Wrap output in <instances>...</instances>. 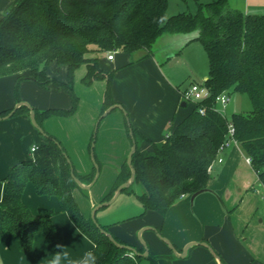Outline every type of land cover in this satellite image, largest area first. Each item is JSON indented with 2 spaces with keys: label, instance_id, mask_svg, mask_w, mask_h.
Segmentation results:
<instances>
[{
  "label": "trees",
  "instance_id": "trees-1",
  "mask_svg": "<svg viewBox=\"0 0 264 264\" xmlns=\"http://www.w3.org/2000/svg\"><path fill=\"white\" fill-rule=\"evenodd\" d=\"M168 7L169 0H15L0 20V78L16 77L14 94L18 103L22 101L20 85L24 80H33L44 88L55 84L71 95L70 108H34L36 120L43 129L46 118L68 117L76 112L79 97L74 91V75L83 64L87 65L83 78L86 85L107 80L102 119L106 110L116 104L112 94L116 70L103 69L100 54L144 51L143 57H150L162 34H195L194 40L202 44L208 56L209 76L204 82L211 89V97L196 104L185 101L192 106V111L171 127L163 141L153 142L151 151L141 150L139 142L146 138L127 121L137 145L132 158L134 183H141L145 189L138 195L143 215L157 211L165 216L181 197L207 187L211 177L209 167L217 159L227 133L228 119L214 109L216 96L225 92L246 94L250 99L252 109L234 112L230 120L240 147L251 157L252 167L264 185V13L233 8L229 0L198 2L195 14L180 12L170 17H167ZM52 62L67 66V81L48 75ZM203 105L204 114L199 111ZM13 109L0 112V117ZM23 112L30 113L28 106L22 105L12 116ZM45 132L48 142L39 146L33 158L14 164L3 180L0 240L10 231L18 238L21 251L28 253L35 236L42 233L55 253L63 247V229L54 221L56 210L34 213L23 201L24 191L31 183L37 194L55 196L60 209L95 243L89 252L95 255V264H138L142 256H131L129 250L117 246L92 218H86L80 211L74 191L81 187L72 171L85 183L94 179L96 167L90 174L81 175L72 160L68 162L66 155L70 156L61 141ZM95 139L96 132L93 143ZM92 151L99 164L95 148ZM130 176L131 169L124 164L118 182L103 201H108ZM101 227L108 230L107 226ZM114 238L120 244L129 245ZM137 250L142 253L145 248ZM88 254L79 264L89 259Z\"/></svg>",
  "mask_w": 264,
  "mask_h": 264
},
{
  "label": "crops",
  "instance_id": "crops-1",
  "mask_svg": "<svg viewBox=\"0 0 264 264\" xmlns=\"http://www.w3.org/2000/svg\"><path fill=\"white\" fill-rule=\"evenodd\" d=\"M14 2L15 0H0V20L9 12ZM160 38H166L167 44L158 46L157 41ZM194 38L195 34H162L157 39L150 57H143L144 51L129 54L118 50L112 60L107 58L108 53L100 54V66L108 71L116 70L112 84L113 99L116 101L114 108L100 119L107 80H95L89 87L84 86L80 91L78 90L79 105L73 115L53 116L43 121L45 131L61 141L81 175L90 174L95 166L89 158V154L93 155L91 143L93 144L95 127L97 132L94 148L98 162L105 167L115 166L118 171L114 188L121 167L127 164L133 145L127 121L146 138L139 142L141 150L151 151L153 142L163 141L165 135L170 133L171 127L192 111V106L187 110L185 107L188 104L182 105L185 102L182 99L184 90L182 84L188 78L193 79L191 83L199 82L197 75L188 65L181 75H174L175 73L172 74L170 70H165V65L169 64V59L178 55L184 46L199 42ZM176 40L179 41L178 43L182 42L177 46H182L181 48L170 44ZM170 50L174 52L168 56ZM84 65L86 68L77 72V78L82 79V82L87 73V65ZM50 66L54 69L58 68V71L66 68L68 77L67 66H59L56 62H52L47 69L51 78L55 76L49 70ZM81 68L84 66L82 65ZM208 76L209 68L208 72L203 74L202 82L206 81ZM59 81L65 82L60 79ZM15 82V76L0 78V112L14 108L18 103L14 94ZM56 86L51 84L44 88L33 80H24L20 85V99L39 110L70 108L72 103L67 97L61 96L58 91L60 88ZM11 135L21 138L30 137L31 148L48 142L46 136L43 137L40 132L34 131L30 113L27 112L0 119V151L9 148L10 141L7 138ZM245 155L239 143L227 148L221 154L223 161L215 162L213 170L210 171L211 177L207 187L181 197L165 216L157 211H148L141 215L143 207L140 205L141 212L136 216H130L120 223L105 222L101 225L107 226L111 234L137 249L143 246L139 239V232L143 230L142 237L147 241L149 248H152L162 260V264H219L215 255L201 244L191 246L185 257L179 255L187 244L204 241L209 243L215 253L219 254L227 264H250L252 261L253 264L264 263L263 258L256 260L245 248L244 243L248 239L245 233L249 220L238 218L243 212L241 207L239 208L238 193L243 191L240 184L244 183V180L237 175V171ZM32 156L25 159H31ZM88 183L90 182H85ZM95 184L90 189L82 187L76 189L89 197L91 209L111 192L97 200L94 194L90 193ZM259 184L264 188V185L260 182ZM2 185L0 207L4 182ZM23 201L34 213L56 210L54 221L63 229V247L55 253L44 234L39 233L35 236L31 251L25 253L21 251L16 235L7 231L0 240V264H50L57 254L60 256V264H79L95 248V243L77 227L67 212L60 209L59 201L55 196L39 195L34 185L29 183L24 191ZM128 222L129 227H126ZM157 233L167 238L176 251L160 244Z\"/></svg>",
  "mask_w": 264,
  "mask_h": 264
},
{
  "label": "rangeland",
  "instance_id": "rangeland-1",
  "mask_svg": "<svg viewBox=\"0 0 264 264\" xmlns=\"http://www.w3.org/2000/svg\"><path fill=\"white\" fill-rule=\"evenodd\" d=\"M212 1L214 0H169L167 17L173 16L180 12H190L195 14L198 11V2L201 4H207ZM229 1L231 7L233 8L247 11L249 13H264V0H229ZM165 40L166 38H160L157 41L158 46H162L164 45V43L167 44ZM178 42L179 41L176 40L175 42L173 41L172 43L170 42L169 43L171 45L173 44L174 47H177L182 43L181 41L180 43ZM181 47H177V48H181ZM173 52L174 50H170L168 56H170ZM168 63L169 64L165 65V70L167 71L170 70L172 74L175 73L174 75L183 74L188 65V67H191L192 71L197 75V81H199V83L202 82V76L206 71L208 72V68H209V60L207 53L200 42H192L189 45L184 46L181 49V51L178 53V55H175V57L169 59ZM83 66L84 68H81L82 66H80L79 67L80 69L78 68L75 71V75H74V84H75L74 91L77 95H79L78 90L80 91L82 87L84 86L89 87V85H86L84 82H82V79L77 78L78 77L77 72L79 73L81 69L86 68L84 64ZM49 70L54 74L53 76H55L57 80L60 79L67 81L68 77H67L66 68L62 69L61 71H58V68L54 69L53 66H50ZM192 80L193 79L191 78L186 79L185 82L182 84V89H186L191 84ZM58 91L61 93V96L63 95L64 97H67L70 103H72V99L69 91H67L65 88H60ZM230 96H231L230 101L228 102V104L224 109V115L227 119L230 120L231 115L234 112H248L252 109L250 99L246 94L232 92ZM219 107L221 108L220 105ZM185 108L187 110H190L191 105L188 104V106H186ZM183 110L185 109L183 108ZM31 124L33 125L34 131L39 132V130L32 123V121ZM95 131L97 132L96 127H95ZM41 135L44 137L42 133ZM1 139L5 140V138H1ZM7 139L10 141L9 148L4 149V151H0V193L3 186L2 185L3 180L5 176L8 174L10 168L19 161L33 155V153H31L30 137L26 136L25 138H21L19 136L15 137L14 135H11L8 136ZM96 154H97V148H96ZM246 157L247 155L243 156L242 164L240 166V169L237 171V175H239L242 178L241 180H244L243 181L244 183L240 184V187L243 188V191L241 193H238L239 196L238 203H240L239 208L241 207L243 212H241L238 215V218L239 217L243 219L247 218L249 220L248 229L246 230L245 233V236H247L248 239L244 243V246L250 251L251 254H253V257L256 260H261V258L264 259V198H262V196H264V188L259 184L258 175L254 170V168H252V166H250L246 162ZM89 158L91 163L94 164L92 154H89ZM99 167H100L99 180L90 191L92 195L94 194L97 200L98 198H101L102 196L104 197L110 191H112V188L116 182L117 174H118L117 173L118 171L115 166L105 167V165H100ZM144 190H145L144 186L141 183H134L129 191L122 192L112 204L102 207L96 211L95 217L98 223L99 224L105 222L120 223L125 221L126 218L130 216H134V215L136 216V214L141 212L140 211L141 203L139 202L138 195L144 192ZM248 190L250 195L249 193H247ZM74 194L81 213L86 218L89 217L91 218V214L94 208L91 209L90 207L89 197H87V195L82 194L79 190H75ZM99 202L97 203V205L100 204ZM86 210L89 211L87 212ZM142 213L141 215H143ZM129 224L130 223L128 222L127 225L125 226L129 227ZM158 238L160 244L168 246V248H170V246L164 240H162L160 237ZM162 263H163L162 260L158 258V256L153 252L152 248L150 249V253L148 257H141L138 260V264H162Z\"/></svg>",
  "mask_w": 264,
  "mask_h": 264
},
{
  "label": "water",
  "instance_id": "water-1",
  "mask_svg": "<svg viewBox=\"0 0 264 264\" xmlns=\"http://www.w3.org/2000/svg\"><path fill=\"white\" fill-rule=\"evenodd\" d=\"M186 104H187L186 102H183V103H182L183 106H185ZM22 105H26V106H28V108L30 109V118H31L32 123H33L34 126L39 130L40 133H42L44 136H47L45 130H44L41 126H39V124H38V122H37V120H36V117H35V110H34V108H33L31 105H29L27 102H25V101H21V102L17 103L16 106L14 107V109H13L8 115H6V116H4V117H0V119H6V118L11 117V116L15 113V111H16L19 107H21ZM118 106H120V105H118ZM113 108H114V106L108 108V109L106 110V112L104 113V115H105L106 113H108V112H109L111 109H113ZM104 115H103V116H104ZM100 119H101V118H100ZM130 132H131V137L133 138V132H132V130H131ZM94 146H95V143H93V145H92V149L94 148ZM136 149H137V145H136L135 141H133V145H132L131 151H130V153H129V155H128V159H127V164L129 165V167H130V169H131V176H130V178H129L126 182L121 183V184L117 187V189L115 190L113 196H112L108 201H103V202H101L100 204H98V205H96V206L94 207V209H93V211H92V214H91V218H92L93 221L96 223L97 227L100 228V231H101L102 233H104L105 235H107V237H108L112 242H114L117 246H119V247H123V248H126V249L129 250L133 255L136 254V255H140V256H142V257H147V256H149L150 250H149V246H148L147 241H145V239H143V237H142V232H143V230H141V231L139 232V238H140V241L142 242V244H143V246H144V248H145V251L141 253V252H138V250H137L135 247L131 246V245H126V244H120V243H118V242L115 240L113 234H111L108 230L103 229V228L101 227V224L98 223V221H97V219H96V217H95V213H96V211H97L98 209H100V208H102V207H105V206H108V205L112 204V203H113V202L119 197V195L122 193V191H123L124 189L129 188V187H131V186L134 184V182H135V168H134V166H133L132 158H133V154H134V152L136 151ZM92 153H93V151H92ZM66 157H67V159H68V162L71 163V159H70L67 155H66ZM93 161H94V165H95V167H96V175H95L94 179H93L90 183H88V184H85V183L81 182V181L79 180V178H77V177L75 176L74 171H72V176L74 177V179L76 180V182H77V183L80 185V187H82V188L90 189V188L95 184V182L97 181V179H98V177H99V175H100V167H99V164L96 162V159H95V157H94V154H93ZM198 192H199V191H198ZM152 229H154V230L156 231L155 228H152ZM157 234H158V237H160L162 240H164L165 242H167V243L170 245V247H171L174 251H176V249H175V247L173 246V244H171L170 241H169L167 238H165L161 233H157ZM195 244H201V245L206 246V247H207V248H208V249H209V250L215 255V257L218 259V263H219V264H225V263L222 262L221 257H220L217 253H215V250L213 249V247H212L209 243H207V242H205V241H204V242L189 243V244H187V245L184 247L183 252H182L181 254H179V255H180L181 257H185V256L187 255V251H188V249H189L191 246L195 245Z\"/></svg>",
  "mask_w": 264,
  "mask_h": 264
},
{
  "label": "built area",
  "instance_id": "built-area-1",
  "mask_svg": "<svg viewBox=\"0 0 264 264\" xmlns=\"http://www.w3.org/2000/svg\"><path fill=\"white\" fill-rule=\"evenodd\" d=\"M116 51H111L110 53L107 54V58L109 60L114 59ZM212 95L211 89L210 87H208L206 85L205 82H193L191 83L186 89L183 90L182 92V99L186 102H189L191 104H196V103H200L203 102L204 100H208ZM230 95L228 93H221L220 95L216 96L215 98V107L214 109L218 110L220 113H222L224 115V109L226 107V105L228 104V102L230 101ZM219 105L221 106V108L219 107ZM199 111L201 113H205L206 108L205 106H200L199 107ZM225 116V115H224ZM235 126L233 124V122L231 120H227V133L225 135V140L223 141V143L220 145L219 150H218V157L215 160V162H222L223 158L221 157V154L230 146L232 145H237L238 141L235 137ZM39 148V146L34 145L31 148V153H35V151H37V149ZM215 162L209 167V172L213 170L214 164ZM246 162L252 166V159L251 157L247 156L246 157ZM131 256L133 255L132 253L130 254Z\"/></svg>",
  "mask_w": 264,
  "mask_h": 264
},
{
  "label": "clouds",
  "instance_id": "clouds-1",
  "mask_svg": "<svg viewBox=\"0 0 264 264\" xmlns=\"http://www.w3.org/2000/svg\"><path fill=\"white\" fill-rule=\"evenodd\" d=\"M59 246V245H57ZM89 259L84 264H95L96 257L93 253L88 254ZM50 264H60V256L57 254L56 257L50 262Z\"/></svg>",
  "mask_w": 264,
  "mask_h": 264
}]
</instances>
